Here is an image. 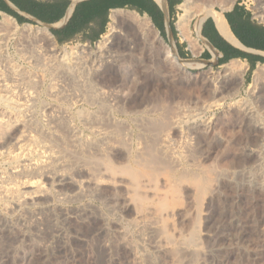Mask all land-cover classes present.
Returning <instances> with one entry per match:
<instances>
[{"label": "rangeland", "instance_id": "374dc122", "mask_svg": "<svg viewBox=\"0 0 264 264\" xmlns=\"http://www.w3.org/2000/svg\"><path fill=\"white\" fill-rule=\"evenodd\" d=\"M118 29L109 81H0V264H264V86L241 100L236 66L184 73ZM25 179L43 198L23 201Z\"/></svg>", "mask_w": 264, "mask_h": 264}, {"label": "crops", "instance_id": "0c3cea01", "mask_svg": "<svg viewBox=\"0 0 264 264\" xmlns=\"http://www.w3.org/2000/svg\"><path fill=\"white\" fill-rule=\"evenodd\" d=\"M262 3L264 0H0V18L11 24L42 26L60 45H96L109 34L113 13L130 11L124 13H134L152 24L153 30L142 35L151 44L152 54L169 48L184 73L207 75L241 66L242 100L249 97L255 73L264 67Z\"/></svg>", "mask_w": 264, "mask_h": 264}, {"label": "built area", "instance_id": "2783aa9c", "mask_svg": "<svg viewBox=\"0 0 264 264\" xmlns=\"http://www.w3.org/2000/svg\"><path fill=\"white\" fill-rule=\"evenodd\" d=\"M1 21L5 19L0 18V39L3 42L0 44V80L2 81H63L64 66L67 71L68 66L64 65L59 57L64 48L68 50L69 45H60L56 41V51H50L52 45L42 40V38H34L31 32L33 30L45 29L42 26L32 25H18L8 24V29ZM5 34V35H4ZM6 43V44H5ZM74 45L76 52L74 55L72 65H70L73 72L83 69L94 70L97 77L88 78L87 81H109L108 74L104 72L106 69L115 68L117 65L99 61V57L104 56V52L98 49L97 44H70ZM89 46L90 50L87 49ZM85 50V51H84ZM82 52V55L79 52ZM83 62L85 65H83ZM38 69L42 74L40 76L27 75L22 76L19 72L27 69ZM84 70V69H83ZM104 72V74H100Z\"/></svg>", "mask_w": 264, "mask_h": 264}, {"label": "bare ground", "instance_id": "6f19581e", "mask_svg": "<svg viewBox=\"0 0 264 264\" xmlns=\"http://www.w3.org/2000/svg\"><path fill=\"white\" fill-rule=\"evenodd\" d=\"M193 2V1H192ZM191 2V3H192ZM194 3V2H193ZM187 5H188V3H187ZM260 9H262L263 11H264V3H262V6L260 7ZM185 10L186 11H188L189 9H188V7H185ZM257 10H258V8H257ZM190 11V10H189ZM112 21H113V23L111 24V26H110V31H109V34H107V36L105 37V39H103V41H101L99 44H97V47H98V49L100 50V52L101 51H103L104 52V56H100L99 57V61H102V62H105V63H107V64H109V63H111V64H113V65H117L118 63H119V61H120V57H119V55H117L118 56V61L117 62H115V63H112L113 61H114V59H115V56H113L112 55V53H109V50H108V48H105L104 47V45H109L110 47H112L113 45H114V41H115V37H116V35L119 33V29H118V24L120 23V22H122V21H133V22H136V24L140 27V29H142V30H145V31H150V30H153V26H152V24L150 23V21L148 20V19H141V20H135L133 17H130V16H124L123 14H122V12H114L113 13V15H112ZM9 22V21H8ZM7 22V23H8ZM7 25V24H6ZM29 29H31V32H32V35H33V37L34 38H42V40H44L45 42H48V40H49V42L51 43V45H53L52 46V48L51 49H49L50 51H56V42H54V40H53V37L50 35V33L45 29H37L36 31L35 30H33L31 27H29ZM34 32H36V35L34 34ZM5 35V34H4ZM157 37H159V36H157ZM156 39V38H155ZM157 40V39H156ZM161 41V40H160ZM3 42L1 41V39H0V44H2ZM6 44V43H5ZM163 44V43H162ZM100 47H99V46ZM105 48V49H104ZM114 48H116V46H114ZM87 49H89L90 50V48H89V46H87ZM168 49V51H169V48H167ZM112 50L113 51H116L115 49H113L112 48ZM85 51V50H84ZM84 51H81V52H79V54L80 55H82V52H84ZM74 53H76V52H73V53H71V52H69L66 48H64V50H63V52H61V54L59 55V57L60 58H62V62L64 63V65H67L68 66V69L70 70L71 69V67H70V65H72V63L74 62L73 61V59L74 58H76V56L74 55ZM169 56H171V54H170V52H169ZM174 62H175V60H174ZM173 63V62H172ZM83 65H85V63L83 62ZM80 68H83V69H86V68H84V67H80ZM234 68H235V66H234ZM236 69V70H235ZM234 70L235 71H237L238 73H239V76H240V79L242 80V76L240 75V72L242 71V67L241 66H239L238 65V67L236 66V68H235ZM233 70V69H232ZM208 80H210L209 81V83L211 84H209L210 85V87H213V89H214V87L217 85V84H219V85H223V82L222 81H219V79L217 78V77H215L214 75H211V76H209L208 77ZM0 81H2V80H0ZM252 85L251 86H254V87H261V86H264V67L263 68H261L260 70H258L256 73H255V76H254V81L251 83ZM2 87L3 88H5L4 89V92H12L13 93V91H14V89H12V86H8V84H5V85H2ZM221 88V87H220ZM220 88H219V90H220ZM228 88V87H227ZM216 89H218V88H216ZM224 89V88H223ZM219 93H220V91H219ZM13 96V95H12ZM8 98H10V97H8ZM8 98H7V100H8ZM0 99H2V98H0ZM6 100V101H7ZM1 101H4V100H1ZM9 101V100H8ZM11 101H13V100H11ZM5 102V101H4ZM3 102V103H4ZM8 104V103H7ZM13 104V103H12ZM215 105V104H214ZM7 106V105H6ZM9 106V105H8ZM9 108H10V106H9ZM12 108V107H11ZM23 108V107H22ZM15 109V108H14ZM23 110V109H22ZM250 110V109H249ZM1 120V119H0ZM3 122H5V121H3ZM2 122V123H3ZM7 123V122H6ZM4 124V123H3ZM24 137V136H23ZM23 147V146H22ZM21 148V147H20ZM23 149V148H22ZM21 149V150H22ZM29 149V148H28ZM27 149V150H28ZM20 150V151H21ZM24 150V149H23ZM30 150V149H29ZM152 151V150H151ZM11 153V152H10ZM15 153V152H14ZM11 154V158H14V160H16V159H20L23 155H24V151H22V152H18V153H16V154ZM29 156V155H28ZM147 156V155H146ZM18 161V160H17ZM157 161V160H156ZM32 165V164H31ZM34 165V164H33ZM44 165V164H43ZM143 165V164H142ZM157 165V164H156ZM20 166V165H19ZM28 166H30V165H28ZM151 166V165H150ZM167 167H169V166H167ZM18 168V167H17ZM16 168V169H17ZM20 168H21V171H15L14 173H19V172H24V173H21V174H25V170H27L26 168L27 167H25V165H23V166H20ZM33 168V167H32ZM35 168V167H34ZM28 169H30V168H28ZM43 169V168H42ZM46 169V168H45ZM18 170H19V168H18ZM37 170V169H36ZM127 170V169H126ZM131 171V170H130ZM155 171V170H154ZM124 172H125V170H124ZM129 173V172H128ZM128 173H126V174H128ZM132 173V172H131ZM139 173V172H138ZM139 174H141V173H139ZM198 174V173H197ZM130 175V174H129ZM128 176V175H127ZM130 176H132V175H130ZM134 177H135V179H136V176L134 175ZM172 177V176H171ZM194 177V176H193ZM196 177V176H195ZM143 178V177H142ZM197 178V177H196ZM210 178V177H209ZM131 179V178H130ZM151 179H153V178H151ZM195 179V178H194ZM200 179V178H199ZM139 180V179H138ZM206 180V179H205ZM208 180V179H207ZM66 181H67V179H66ZM69 181V180H68ZM140 181V180H139ZM174 181V180H173ZM185 181V180H184ZM14 182V181H13ZM134 182H136V180L134 181ZM178 182V181H177ZM193 183L194 184H196L197 185V188L198 189H200V193H202V196L204 195V193H206V191H207V181H204V180H194L193 181ZM212 183V182H211ZM21 184V186L26 190V189H30L31 191H27V192H24V194H25V196L23 197V194H22V197H23V201H32V202H35L36 200H38V199H40V197H42V195L40 194L41 192H43L42 191V189L44 190V188H42V185L40 184V182L39 181H33V180H24L22 183H20ZM133 184H135V183H133ZM138 184V183H137ZM177 184V183H176ZM17 185V184H16ZM180 185V184H179ZM209 185V184H208ZM20 186V187H21ZM139 186V185H138ZM137 186V187H138ZM141 186V185H140ZM5 188V187H4ZM136 189V188H135ZM141 189V188H140ZM19 189L18 188H16V186L15 187H8V188H5L4 189V192H6V193H10V194H14V193H16L17 191H18ZM137 191V190H136ZM196 192V191H195ZM19 193V192H18ZM46 194V193H45ZM200 194H198V196H199ZM205 196V195H204ZM21 197V198H22ZM43 198V197H42ZM201 198V197H200ZM19 199V198H18ZM148 200V199H147ZM18 202H20L19 200H18ZM18 202H16V203H18ZM31 202V203H32ZM141 202V201H140ZM164 203V202H163ZM168 203V202H167ZM21 204V203H20ZM20 204H15V205H20ZM149 205V204H148ZM197 206V205H196ZM198 212V211H197ZM162 216V215H161ZM198 217H200V216H198ZM197 217V218H198ZM161 218V217H160ZM159 221V220H158ZM163 221V220H162ZM167 226V225H166ZM164 230V229H163ZM168 236V235H167ZM195 238V237H194ZM171 239V238H170ZM189 239V238H188ZM190 240V239H189ZM191 241V240H190ZM194 241V240H193ZM173 243V242H172ZM189 243V242H188ZM191 243V242H190ZM189 243V244H190ZM193 245V244H192ZM195 247V246H194ZM201 252V251H200ZM182 253V252H181ZM199 253V252H198ZM176 254V253H175ZM200 254V253H199ZM194 258H195V256H194ZM193 260V259H192ZM30 261H31V259H30ZM31 263H32V261H31Z\"/></svg>", "mask_w": 264, "mask_h": 264}]
</instances>
